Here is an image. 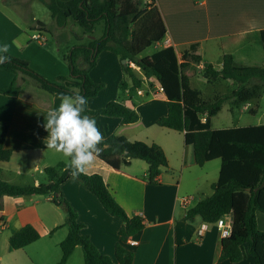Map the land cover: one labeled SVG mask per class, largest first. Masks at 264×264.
<instances>
[{
    "label": "crops",
    "instance_id": "crops-1",
    "mask_svg": "<svg viewBox=\"0 0 264 264\" xmlns=\"http://www.w3.org/2000/svg\"><path fill=\"white\" fill-rule=\"evenodd\" d=\"M156 5L167 27V36L162 44L156 46L157 49L159 46H173L178 57H181L182 52L189 49L191 44L199 43L197 53L202 55L203 63L207 62L204 58L207 53H217L216 58L207 63H215L225 53H232L240 61L256 64L248 62L256 47L249 45L248 53L242 55H238V51L246 41L260 46L263 50L257 34L264 30V0H156ZM0 17H3L5 26L0 31V45H9L8 54L28 61L33 69L49 80L69 77V66L60 63L41 47L47 42L43 31L29 34V40L19 42L22 30L1 13ZM8 25H11V30ZM35 35L42 39H35ZM132 66L142 75L138 67ZM202 68L203 64L192 66L187 73L190 75L189 70L200 71ZM90 76L95 83H103L104 88L97 96L88 99L89 109L98 110L111 101L124 99L127 107L140 114L139 121L131 124H124L120 117H97L95 121L104 139L116 135L124 136L130 141L157 143L168 159V167L162 168L155 185L145 180L148 164L139 159H134L129 166L116 170L97 158L86 172L97 173L103 177L112 196L128 216H141L144 219L145 227L128 240L135 241L136 244L130 245L128 241L124 243L133 252V264H254L247 245L243 247L245 255L241 261L234 263L221 260L224 239L220 229L215 224L204 222L200 216L186 219L190 209L213 193L212 185L218 178L209 175L203 177L207 192H203L204 196L199 199L193 196L194 191L199 189L197 184L201 183L199 180L202 178L194 180L185 177L186 170L195 165L192 146L185 144L183 132L157 125V120L168 114L162 88L154 81L153 85L146 81L136 91H128L122 95L119 90L120 82L124 78L121 62L115 53L107 50L99 54ZM15 78L14 73L0 70V123L9 124L4 146L13 151L9 161H0V179L14 185L37 186L46 181V168L54 167L67 159L62 153L46 149L43 141L48 133L38 126L44 123V116L57 107L60 101L30 78L21 80L18 89H11ZM18 78H22V75ZM250 102L245 103V108L250 112L254 109L255 113H251L257 114L259 105L251 108ZM225 105H228V111L232 114L234 109L232 111L230 104ZM191 183L193 187L190 186ZM61 191L77 213L79 222L83 223L82 233L90 238L102 254L114 257L116 245L121 242L119 229L122 221L107 212L100 200L74 178L69 179ZM52 198L48 195L1 198L0 232L9 229L8 240L13 233L27 224L33 225L41 236L38 241L23 249L8 248L7 254L12 258L19 251L33 250L44 239L53 240L56 232L65 226L62 214L58 212L62 207L55 206L51 202ZM184 198L190 199L186 206L182 203ZM231 219L228 216L226 221L230 222ZM258 224L264 230V215H259ZM200 230L203 231L202 235H199ZM62 241L55 244V257H59L58 262L62 256L58 245ZM36 259L30 258V263L46 264ZM3 261L4 258L0 256V264H4ZM10 261L6 264H23L18 260Z\"/></svg>",
    "mask_w": 264,
    "mask_h": 264
},
{
    "label": "trees",
    "instance_id": "trees-1",
    "mask_svg": "<svg viewBox=\"0 0 264 264\" xmlns=\"http://www.w3.org/2000/svg\"><path fill=\"white\" fill-rule=\"evenodd\" d=\"M50 11L57 26L65 28L70 21L80 26L85 35H93L99 27L101 35L89 44L72 47L65 56L69 77L47 79L33 69L29 62L6 54L10 59L0 64V70L14 73L16 78L11 89H18L21 80L30 78L41 89L58 97L72 88L81 94L95 97L104 88L95 83L91 70L96 66L102 51L115 53L121 62L124 78L119 90L122 95L136 91L147 81L162 88L168 106L167 116L157 120V125L184 133L186 145L193 148L194 163L204 166L207 162L221 161L219 177L212 185L213 193L201 199L187 212L186 219L200 216L208 224L231 216L232 230L223 238L221 260L239 262L244 258V246L254 259V264H264V230L259 227L258 217L264 215V124L244 127L214 129L212 120L230 104L235 109L241 104L259 100L264 95V62L247 64L232 53H225L215 63H203L198 54L199 43H193L178 57L173 46H159L149 56L142 54L152 46L162 44L167 36V27L156 0H39ZM42 31L43 23H39ZM258 42L263 46L264 30ZM128 59L127 64L122 60ZM203 64L194 75L187 71L192 66ZM138 67L142 75L133 68ZM196 74V75H195ZM22 75V78H18ZM196 79V85L193 84ZM255 113V110H251ZM87 115L122 118L124 124L139 121L140 114L126 106L124 99L111 101L98 110L87 105ZM9 131L8 123H0V161H9L12 150L5 148ZM98 157L113 169L129 166L134 159L148 164L145 180L157 184L162 168L168 167L163 148L157 143L130 141L124 136L111 135L99 146ZM1 172V169H0ZM46 181L39 185H14L0 179V200L3 196H55L51 202L65 209L68 234L60 243L62 256L59 264H66L80 246L84 264H133V252L126 243L145 227L141 216L130 217L112 196L108 184L100 174H81L74 178L81 182L102 203L107 212L121 221L114 257L102 254L90 238L82 233L83 223L62 195V186L71 178L66 162L45 169ZM1 210V203H0ZM1 219V218H0ZM40 233L27 224L13 233L8 240L13 250L23 249L40 239Z\"/></svg>",
    "mask_w": 264,
    "mask_h": 264
},
{
    "label": "rangeland",
    "instance_id": "rangeland-1",
    "mask_svg": "<svg viewBox=\"0 0 264 264\" xmlns=\"http://www.w3.org/2000/svg\"><path fill=\"white\" fill-rule=\"evenodd\" d=\"M0 13L4 17L8 18L13 24H15L18 29L22 30V33L19 37V42H22L24 39L29 40V34L38 32V28H41L39 23H43L44 28H42V31L45 34L47 42L43 40L45 43L44 46L41 47L47 50L60 63H65L66 65H68V62L65 60V56L72 47L80 44H88L90 39L100 37L102 30V28L99 27L93 35L88 36L84 34V30L80 26L74 24L72 21H70L65 28L58 27L56 21L52 18L50 11L39 0H0ZM2 18L3 17H0V31L5 28L4 19ZM8 28L11 30V25H8ZM249 45L256 48L255 51L251 52L252 58H249L248 62L262 63L264 61L262 48L251 42L249 43V41H246L242 44L240 50L238 51V55L248 53L247 51ZM178 49L180 50L181 48ZM156 50L157 47L152 46L148 48L142 54V56L152 55L156 52ZM216 54L217 53H207V56L204 58L207 62H212L216 58ZM189 72L192 75L195 73L193 69L189 70ZM193 80V84L196 85L197 80ZM250 105L251 108L259 105L257 108V114H252L248 109L245 108V104L237 106L231 114L228 111V105H225L223 110L213 118V127L228 128L234 126L263 124L264 96L258 101H251ZM219 168L220 160L217 159L207 162L204 166H198L195 164L194 167L186 170L185 177L187 176L194 180L198 177L202 178V180H199L201 183L197 184L199 189H196L193 193V196L196 199L202 198L204 196L203 192H207V187L203 185V177L209 175L210 177L218 178ZM190 186L193 187V183H191ZM54 196L55 195L53 193L48 195V197ZM58 212L62 214L63 223H65V209L59 208ZM56 233L57 234L54 236L53 240H48V238L44 239L39 244H37L33 250L19 251L16 254L17 256L12 258L9 254H7V249H10L7 237L9 234V229H5V231L0 232V256L4 258V264L11 262L10 260L12 259L18 260L23 264H31L30 258H37L36 260L46 264H59V257H55V244H59V242L67 236L68 227L63 226ZM58 251L61 253L59 245ZM68 264H84V254L80 246H77L72 259Z\"/></svg>",
    "mask_w": 264,
    "mask_h": 264
},
{
    "label": "clouds",
    "instance_id": "clouds-1",
    "mask_svg": "<svg viewBox=\"0 0 264 264\" xmlns=\"http://www.w3.org/2000/svg\"><path fill=\"white\" fill-rule=\"evenodd\" d=\"M9 45H0V64L10 57ZM60 101L44 116V123L39 124L48 133L43 143L47 150L62 153L66 159V170L73 178H78L94 165L102 149L99 147L104 137L94 118L86 114L88 100L79 88H72L67 93L61 92Z\"/></svg>",
    "mask_w": 264,
    "mask_h": 264
},
{
    "label": "built area",
    "instance_id": "built-area-1",
    "mask_svg": "<svg viewBox=\"0 0 264 264\" xmlns=\"http://www.w3.org/2000/svg\"><path fill=\"white\" fill-rule=\"evenodd\" d=\"M35 39H42L39 35H35L34 36ZM189 198H184L182 203L184 206H186L189 203ZM216 227H218L221 231V235L223 238L229 237L231 234V230H232V222H227L226 219L221 218L218 220V222L215 224ZM203 231L200 230L199 231V235H202ZM128 244L130 245H135L136 242L135 241H128Z\"/></svg>",
    "mask_w": 264,
    "mask_h": 264
},
{
    "label": "water",
    "instance_id": "water-1",
    "mask_svg": "<svg viewBox=\"0 0 264 264\" xmlns=\"http://www.w3.org/2000/svg\"><path fill=\"white\" fill-rule=\"evenodd\" d=\"M123 64H127L128 63V59L122 60Z\"/></svg>",
    "mask_w": 264,
    "mask_h": 264
}]
</instances>
